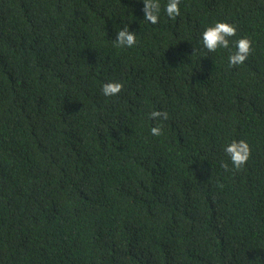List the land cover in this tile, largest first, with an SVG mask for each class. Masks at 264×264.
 <instances>
[{
  "label": "trees",
  "instance_id": "trees-1",
  "mask_svg": "<svg viewBox=\"0 0 264 264\" xmlns=\"http://www.w3.org/2000/svg\"><path fill=\"white\" fill-rule=\"evenodd\" d=\"M142 8L0 0V264H264V0H181L157 25ZM216 20L252 40L243 65L193 52Z\"/></svg>",
  "mask_w": 264,
  "mask_h": 264
},
{
  "label": "clouds",
  "instance_id": "clouds-1",
  "mask_svg": "<svg viewBox=\"0 0 264 264\" xmlns=\"http://www.w3.org/2000/svg\"><path fill=\"white\" fill-rule=\"evenodd\" d=\"M143 19L146 24L157 25L161 20V13L169 19H175L181 15V0H167L163 5L161 0H142ZM238 26L228 20H216L203 27L197 41L199 49L204 54L216 53L218 50L226 51L227 64L229 66H241L249 58L253 42L247 36H240L235 40L231 38L237 36ZM114 45L120 48H131L137 43V33L129 30V24L121 27L115 33ZM123 88V84L115 79L108 80L101 85V93L104 97H115ZM152 121L167 120V112L152 110L149 113ZM162 127L159 123L150 128V134L160 136ZM222 151L231 162L233 168L242 167L250 156V146L246 140H230L222 145Z\"/></svg>",
  "mask_w": 264,
  "mask_h": 264
}]
</instances>
